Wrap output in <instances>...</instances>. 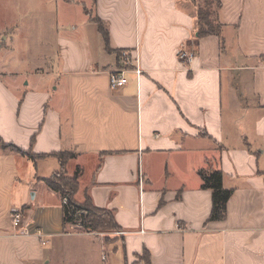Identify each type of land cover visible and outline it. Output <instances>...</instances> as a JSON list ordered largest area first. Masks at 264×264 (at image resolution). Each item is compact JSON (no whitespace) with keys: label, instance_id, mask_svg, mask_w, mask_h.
Here are the masks:
<instances>
[{"label":"crops","instance_id":"0c3cea01","mask_svg":"<svg viewBox=\"0 0 264 264\" xmlns=\"http://www.w3.org/2000/svg\"><path fill=\"white\" fill-rule=\"evenodd\" d=\"M195 3L63 0L95 27L65 18L57 102L48 68L25 82L0 68V138L45 155L0 149V264H130L144 250L147 264H264V0H220V36L199 39ZM116 49L130 62L127 82L112 90ZM61 150L76 155L67 167L88 172L82 195L113 211L119 246L63 224L44 182ZM208 164L232 189L222 221L208 219L211 191L196 173Z\"/></svg>","mask_w":264,"mask_h":264},{"label":"rangeland","instance_id":"374dc122","mask_svg":"<svg viewBox=\"0 0 264 264\" xmlns=\"http://www.w3.org/2000/svg\"><path fill=\"white\" fill-rule=\"evenodd\" d=\"M194 1L196 4L201 3V0ZM5 6H8V8L6 9ZM89 11L90 17L92 16L91 19L96 18L93 11L91 9ZM69 15L77 17L79 21L83 22V25L86 26L87 24L89 29L95 27L92 22H86L88 13L79 4L68 11L63 5V0H24L20 3L3 0V2H0V32L4 31L0 34V68H6L10 72L18 70L27 74L21 76L20 79L23 82L48 68L50 72L48 76L49 90L52 92L51 95L54 96L55 102L63 94L62 85L65 81L63 75L58 76L64 61L63 57L57 54L60 52L61 43L56 42V37L63 35L64 21ZM84 17L86 18L83 21ZM6 36H8V39H6ZM9 36L12 38L11 46L9 45ZM117 55L120 59L118 67H128L129 65L126 64L127 56L123 54V51H120ZM56 83L59 84V89H53L52 85L54 86ZM73 171L74 168L65 166L67 176L72 175ZM86 173L88 172H82L84 176H80L81 171L79 169L77 176L80 177V181L84 179L88 181L89 175ZM78 190L75 197L81 202L83 201V195L80 185H78ZM70 227L74 230L83 229L79 223ZM93 231L100 236L102 243L107 244L109 247L113 246L112 243L119 246V229L105 228ZM97 252L96 256L98 257ZM105 254L106 252H101L102 256H105ZM141 257L142 254L136 255L133 262Z\"/></svg>","mask_w":264,"mask_h":264},{"label":"trees","instance_id":"16d2710c","mask_svg":"<svg viewBox=\"0 0 264 264\" xmlns=\"http://www.w3.org/2000/svg\"><path fill=\"white\" fill-rule=\"evenodd\" d=\"M220 0H201V3H195V16L197 27L194 37L199 39L207 35L220 36L223 24L217 20V12L219 10ZM97 26L98 32L104 41L105 49L110 52L108 31L102 26L100 19H93ZM222 39V37H221ZM121 50L116 49L114 53L119 54ZM118 56V55H117ZM0 149L12 151L26 156L32 160L45 156L32 153L31 149L24 150L12 143H5L0 138ZM54 155L60 163L59 171L53 173L49 178L44 180L46 186L56 193L61 200L62 222L63 224L75 225L79 223L85 231L102 230L105 228H117L119 226L113 217V211L107 208H99L92 203L91 197L85 194L83 201L79 202L75 195L78 192L79 176H77L79 167L76 166L73 174L67 176L65 166L75 157L74 152L61 150ZM198 173L201 179V187L210 189L211 191V209L209 212V220L222 221L226 213V201L232 193V189L222 186L223 172L219 168L210 165L199 168ZM65 199V202L62 200ZM147 264L149 262V253L144 250L142 257L130 264Z\"/></svg>","mask_w":264,"mask_h":264},{"label":"built area","instance_id":"2783aa9c","mask_svg":"<svg viewBox=\"0 0 264 264\" xmlns=\"http://www.w3.org/2000/svg\"><path fill=\"white\" fill-rule=\"evenodd\" d=\"M123 54L127 56L126 64L129 65L130 61L127 53L123 51ZM190 56L191 54L189 55V58ZM127 71L128 70L125 67H121V68L119 67L109 74V85L112 90H116L124 86V84L127 82V78L125 76ZM134 71L136 72L137 75L140 74V69H138L137 67L134 68ZM62 202H65V199H63ZM10 217H11L12 226L19 227L22 218L21 211L18 209H14L11 212ZM38 235L40 236L41 233H38Z\"/></svg>","mask_w":264,"mask_h":264}]
</instances>
